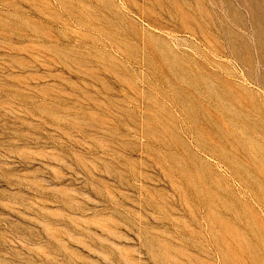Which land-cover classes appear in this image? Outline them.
Listing matches in <instances>:
<instances>
[{"label": "rangeland", "instance_id": "rangeland-1", "mask_svg": "<svg viewBox=\"0 0 264 264\" xmlns=\"http://www.w3.org/2000/svg\"><path fill=\"white\" fill-rule=\"evenodd\" d=\"M0 264H264V0H0Z\"/></svg>", "mask_w": 264, "mask_h": 264}]
</instances>
